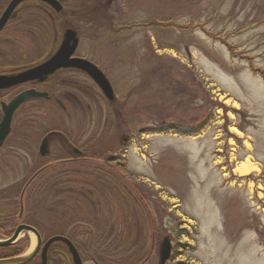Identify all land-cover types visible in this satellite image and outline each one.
<instances>
[{
    "label": "rangeland",
    "instance_id": "obj_1",
    "mask_svg": "<svg viewBox=\"0 0 264 264\" xmlns=\"http://www.w3.org/2000/svg\"><path fill=\"white\" fill-rule=\"evenodd\" d=\"M62 1L44 21L23 7L0 34V72L37 64L73 27L76 55L103 70L118 104L96 89L91 110L49 102L17 111L0 149L1 232L27 220L44 241L71 236L84 264H158L166 236L167 264H264V0ZM80 78L63 72L47 87L56 94L59 79ZM55 127L91 141L76 163L39 155ZM247 155L260 170L240 176ZM21 240L27 251L36 245L32 232Z\"/></svg>",
    "mask_w": 264,
    "mask_h": 264
},
{
    "label": "flooded vegetation",
    "instance_id": "obj_2",
    "mask_svg": "<svg viewBox=\"0 0 264 264\" xmlns=\"http://www.w3.org/2000/svg\"><path fill=\"white\" fill-rule=\"evenodd\" d=\"M58 1L62 5V10L60 12H57L53 7H51L49 4H47L41 0H26L22 3H20L17 6V8L15 9V11L12 13L10 19L6 23L3 30H5L14 20H16L20 16V14L22 13V9L25 6H27V7L32 6V7H35L37 10H39L40 11V13H39L40 18L43 21L50 19L51 12H53V13L55 12L56 14L62 13V11L65 8V5H64V2L62 0H58ZM10 2H11V0H0V18H1L3 12L5 11V9L7 8V6L9 5ZM3 30L0 32V34L3 32ZM62 35H63V33H62ZM61 41H62V38H61ZM61 41H60L57 49L59 48ZM57 49H55L46 58H43L42 60H40V62H38L37 64H35L33 66H30L28 68L19 69V70L0 72V74H14V73H18V72L27 70L29 68L35 67V66L43 63L44 61L48 60L57 51ZM75 56H78V55H76V53H75ZM78 57H82V56H78ZM63 72L78 73L79 75L82 76V79L81 78H80V80H77V79L76 80H74V79L73 80L59 79L60 84H63V85H61L60 88L58 90H56V94L51 93V91L47 87V84L52 79L56 78L59 74H61ZM96 89H98V91H100L99 93H100L102 99L107 100L110 105H117L118 104L116 94H115L114 100H109L104 95V93L102 92V90L98 86V84L85 71L80 70V69H76V68H66V69L61 68V69H58L53 74L47 76L43 80L35 79V80L24 82V83H21V84H18V85L9 87V88H5V89L0 88V112H2V117H3L2 104L3 103H9L16 96H18L19 94H21L27 90H35L37 92L46 93V95L38 96V97H31V98L27 99L22 104H20V106L15 111L14 115L17 113V111L23 105H26L29 103L30 104L31 103H37L38 105H47V103L51 102L53 105H57L58 107H60L64 112H68V106L67 105H72L73 107H79V108H82L83 110H85V108L91 110L93 103H96V101L98 99ZM114 92H115V90H114ZM40 101H45V102L43 104V103H40ZM85 105H87V107H85ZM14 115H13V118H14ZM2 117L0 118V123L2 121ZM12 123H13V119H12ZM11 132H12V124H11ZM11 132H10V134H11ZM10 134H9V136H10ZM9 136L4 141V144L6 143ZM4 144L0 147V149H2ZM43 145H44L45 154H42V151H41L42 150L41 147ZM88 145L91 147V141H86L85 143L82 144L80 141L74 139L71 136V134L68 133L65 129H62L60 127H55V128L49 129L41 137L39 145H38V153L43 158L51 155L53 157L59 158V160L56 159L55 161H58V162L63 163V164H70V163H76L78 159L82 158V156L84 154L83 149H85V147ZM128 147H129V137L124 136L120 141V150H117V153H120V154L122 153V155H124L128 151ZM109 155H110V157H109L110 159L119 157L118 154L117 155L109 154ZM101 156H105V155L102 154ZM48 166L49 165L47 163H45L43 165L36 166V170L33 172L34 175L32 178H30L29 182L34 180L36 175L42 173ZM23 211H24L23 200L21 199V208H20V211L18 214L19 218H22ZM26 222H27V220H25V222H22L21 224L31 225V224H28ZM18 225H20V224H18ZM18 225H16V227H12L10 229V232L6 235V238H9L13 235V233L15 232ZM31 226H33L34 228H36L38 230V228L36 226H34V225H31ZM24 231H26V230H24ZM27 232H30V231H27ZM38 232L42 236V234L39 230H38ZM21 233H20V236H21ZM55 235H62V234H55ZM20 236H19V238H20ZM52 236H54V235H52ZM52 236H50V237H52ZM63 236H66V235H63ZM0 238H1V236H0ZM6 238H1V239H6ZM19 238L11 246H7V247L0 246V247L12 248L15 244H17L19 242ZM59 243H61V242H55L49 247L48 252H47V264H49L50 261H52V260H54V261L56 260L54 257H52L53 254H58V255H62L64 257H66V259L68 261H70V264H72L71 263V257L68 254V252L66 251L67 249L63 243H61V244L64 246V247L62 246L65 249L64 251L55 249V246ZM26 249L27 248H25L24 251H22V252L20 251L17 254L8 253L4 256H1L0 258H5V257L23 254L27 251ZM40 255H41V253L39 252L31 261H33L34 264H37V260L40 259V263H41ZM31 261H29V262H31ZM29 262H27V263H29Z\"/></svg>",
    "mask_w": 264,
    "mask_h": 264
},
{
    "label": "water",
    "instance_id": "obj_3",
    "mask_svg": "<svg viewBox=\"0 0 264 264\" xmlns=\"http://www.w3.org/2000/svg\"><path fill=\"white\" fill-rule=\"evenodd\" d=\"M26 0H11L5 11L0 18V32L5 27L6 23L10 19L12 13L15 11L17 6ZM57 12L62 10V5L58 0H41ZM79 45V36L77 31L68 27L63 31L62 41L57 51L43 63L29 68L27 70L14 73V74H0V88H9L24 82L32 81L35 79L43 80L47 76L53 74L61 68H76L85 71L90 77L98 84L104 95L109 100L115 99V93L113 86L106 74L92 61L75 56L76 50ZM46 93L37 92L35 90H27L16 96L9 103L2 104L3 117L0 123V147L4 144V141L11 132V124L15 111L24 101L31 97L44 96ZM42 148V154H45L44 145ZM30 231L36 237V245L32 250L27 251L23 254L0 258V264H24L31 261L39 252L41 253V263L47 264V252L49 247L55 242L63 243L69 255L71 256L72 264H84L81 254L77 249L76 245L71 239L63 235H54L43 242L42 236L36 228L27 224H20L17 226L13 235L6 239L0 238V246H11L14 244L22 231ZM172 241L170 237L166 236L161 244L160 248V259L158 264H167V261L172 255Z\"/></svg>",
    "mask_w": 264,
    "mask_h": 264
},
{
    "label": "bare ground",
    "instance_id": "obj_4",
    "mask_svg": "<svg viewBox=\"0 0 264 264\" xmlns=\"http://www.w3.org/2000/svg\"><path fill=\"white\" fill-rule=\"evenodd\" d=\"M226 101H229V99ZM235 105H238L236 101H235ZM232 131L239 136L242 135V132L237 127H232ZM251 148H252L251 144L247 143V150L250 151ZM259 170H260L259 164L252 160L251 155H247V157L243 161L239 162L236 165L234 172L240 176H246V175H250L251 173L258 172Z\"/></svg>",
    "mask_w": 264,
    "mask_h": 264
},
{
    "label": "trees",
    "instance_id": "obj_5",
    "mask_svg": "<svg viewBox=\"0 0 264 264\" xmlns=\"http://www.w3.org/2000/svg\"><path fill=\"white\" fill-rule=\"evenodd\" d=\"M222 106V105H221ZM166 129H177V127L176 126H169L168 128H165V129H163V130H166ZM194 132H196L195 130L194 131H192V133H194ZM65 234H67V233H65ZM0 236H6L3 232H1V230H0ZM68 237H70V239H72V241H74V243H76V241H75V239L73 238V237H71V236H68ZM25 248H26V241L25 240H21V241H19L17 244H15L12 248H3V247H0V257L1 256H4V255H6V254H8V252H10L11 250H13L12 252H10V253H14V254H17V253H19L20 251L22 252V251H24L25 250ZM26 264H34V262L33 261H31V262H29V263H26Z\"/></svg>",
    "mask_w": 264,
    "mask_h": 264
}]
</instances>
